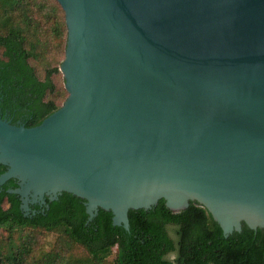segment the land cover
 <instances>
[{
    "label": "water",
    "instance_id": "1",
    "mask_svg": "<svg viewBox=\"0 0 264 264\" xmlns=\"http://www.w3.org/2000/svg\"><path fill=\"white\" fill-rule=\"evenodd\" d=\"M56 1L67 97L35 127L0 118V185L24 211L65 192L128 228L193 202L224 236L264 230V0Z\"/></svg>",
    "mask_w": 264,
    "mask_h": 264
},
{
    "label": "trees",
    "instance_id": "2",
    "mask_svg": "<svg viewBox=\"0 0 264 264\" xmlns=\"http://www.w3.org/2000/svg\"><path fill=\"white\" fill-rule=\"evenodd\" d=\"M29 3L0 0V116L25 128L39 125L60 107L47 99L55 91L52 77L58 69H47L41 79L29 63L34 58L25 46ZM53 31L58 33L56 26ZM6 171L0 164V175ZM18 187L14 178L0 185V230L6 234L0 237V264H105L114 248L112 264H264V230L242 223L240 231L224 236L211 214L193 202L178 213L164 200L148 210H129L125 228L113 224L111 211L99 209L89 219L85 201L65 192L52 201L44 197L42 211L30 203L24 211L20 196L11 192ZM37 231L60 233L68 244L83 247L88 258L70 262L62 248L37 255Z\"/></svg>",
    "mask_w": 264,
    "mask_h": 264
},
{
    "label": "rangeland",
    "instance_id": "3",
    "mask_svg": "<svg viewBox=\"0 0 264 264\" xmlns=\"http://www.w3.org/2000/svg\"><path fill=\"white\" fill-rule=\"evenodd\" d=\"M25 12L30 19L29 30L24 33L25 46L33 50L34 56V58L29 60V63L34 67L37 76L41 79L47 69H58L57 73L52 77L55 91L53 94H49L47 99H54L61 106L67 95L64 88L63 75L59 70V65L65 57L67 38V34H64V11L56 0H30ZM22 25L24 26V23ZM55 26L58 29V33L53 31ZM5 235L3 230H0V237ZM60 235L58 232L37 231L35 233L37 242L35 253L39 255L38 252L62 248L65 251L66 260L70 262L80 263L88 258V254L83 247L71 243L68 244ZM115 252L114 248L112 254L106 258L105 264H112Z\"/></svg>",
    "mask_w": 264,
    "mask_h": 264
},
{
    "label": "flooded vegetation",
    "instance_id": "4",
    "mask_svg": "<svg viewBox=\"0 0 264 264\" xmlns=\"http://www.w3.org/2000/svg\"><path fill=\"white\" fill-rule=\"evenodd\" d=\"M0 118H1V120H4V121H7V122H9L10 123V120H7L6 118H2L1 116H0ZM19 123H20V121H16V125H19ZM11 124V123H10ZM20 126H22V125H20ZM44 201H45V199H44ZM44 201H38V202H35V203H30V204H34V205H36L37 206V209H39V210H43V208L44 207H46V203L44 202ZM50 201V200H49ZM32 210V209H31ZM27 211H29V207H28V210ZM32 212H34V210H32Z\"/></svg>",
    "mask_w": 264,
    "mask_h": 264
}]
</instances>
